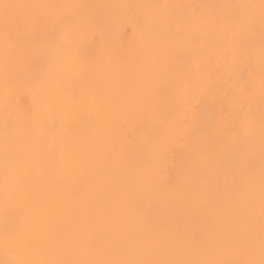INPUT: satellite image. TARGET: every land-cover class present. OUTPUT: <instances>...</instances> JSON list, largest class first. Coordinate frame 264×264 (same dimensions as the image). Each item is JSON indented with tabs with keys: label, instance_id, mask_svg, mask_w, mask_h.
I'll return each mask as SVG.
<instances>
[{
	"label": "bare ground",
	"instance_id": "bare-ground-1",
	"mask_svg": "<svg viewBox=\"0 0 264 264\" xmlns=\"http://www.w3.org/2000/svg\"><path fill=\"white\" fill-rule=\"evenodd\" d=\"M0 264H264V0H0Z\"/></svg>",
	"mask_w": 264,
	"mask_h": 264
}]
</instances>
